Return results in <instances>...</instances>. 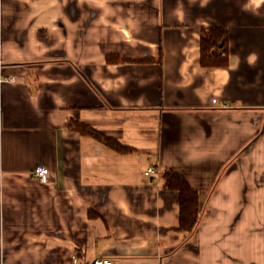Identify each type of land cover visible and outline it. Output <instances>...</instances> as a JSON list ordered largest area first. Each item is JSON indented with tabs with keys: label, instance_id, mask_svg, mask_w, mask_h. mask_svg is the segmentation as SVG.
<instances>
[{
	"label": "crops",
	"instance_id": "obj_1",
	"mask_svg": "<svg viewBox=\"0 0 264 264\" xmlns=\"http://www.w3.org/2000/svg\"><path fill=\"white\" fill-rule=\"evenodd\" d=\"M210 27L227 67L201 65ZM166 170L198 191L192 233ZM97 259L264 264V0H0V264Z\"/></svg>",
	"mask_w": 264,
	"mask_h": 264
},
{
	"label": "trees",
	"instance_id": "obj_2",
	"mask_svg": "<svg viewBox=\"0 0 264 264\" xmlns=\"http://www.w3.org/2000/svg\"><path fill=\"white\" fill-rule=\"evenodd\" d=\"M110 64L119 63H161V55L158 59L145 58L132 60L119 55H108ZM229 64V32L225 28L210 27L201 32V65L206 68L227 67ZM70 128L82 135H87L99 141L112 150L129 154L135 152V148L124 144L120 139L106 135L90 125L73 121ZM163 187L166 190L177 191L180 196V225L183 231L192 233L197 226L200 215L198 191L180 174L174 170H166L162 176Z\"/></svg>",
	"mask_w": 264,
	"mask_h": 264
},
{
	"label": "built area",
	"instance_id": "obj_3",
	"mask_svg": "<svg viewBox=\"0 0 264 264\" xmlns=\"http://www.w3.org/2000/svg\"><path fill=\"white\" fill-rule=\"evenodd\" d=\"M6 81L12 82L14 81V79H6ZM155 173V169L154 168H149L146 171V175L147 176H152ZM34 175L38 178V180L43 183V184H48L50 181V170L47 167L44 166H40L38 167L35 172ZM93 264H114L111 260L109 259H97L93 262Z\"/></svg>",
	"mask_w": 264,
	"mask_h": 264
}]
</instances>
